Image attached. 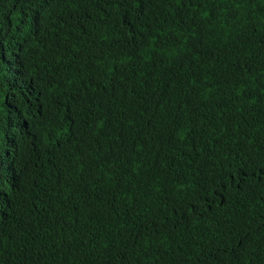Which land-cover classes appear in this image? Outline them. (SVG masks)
<instances>
[{
	"label": "trees",
	"instance_id": "16d2710c",
	"mask_svg": "<svg viewBox=\"0 0 264 264\" xmlns=\"http://www.w3.org/2000/svg\"><path fill=\"white\" fill-rule=\"evenodd\" d=\"M0 161L21 264H264V0H0Z\"/></svg>",
	"mask_w": 264,
	"mask_h": 264
},
{
	"label": "clouds",
	"instance_id": "9594fccd",
	"mask_svg": "<svg viewBox=\"0 0 264 264\" xmlns=\"http://www.w3.org/2000/svg\"><path fill=\"white\" fill-rule=\"evenodd\" d=\"M6 111H8L7 107ZM15 122L16 118L9 122L7 127L11 128L15 125ZM140 143L146 145L143 139ZM119 144L123 146L128 157L127 161L118 157H112V159L118 164L117 168L121 170L118 176L113 177L115 179V192L124 191L128 181H130L131 185H135L142 181V177L140 176L146 169L143 167L145 163L142 161L143 159L136 160V158L140 155L154 152V150L148 147H125L123 142ZM10 185H12V173L4 162L0 161V214L5 215L9 213H17L24 219L23 200L15 193ZM162 222L164 226V223L166 222L163 220ZM7 235L2 239V244H0V246H6L5 250L0 254V264H21L28 257V242L25 239H23L24 241L18 239L14 235L12 236L11 241H7ZM160 239H168V237L163 234L158 237V240Z\"/></svg>",
	"mask_w": 264,
	"mask_h": 264
}]
</instances>
